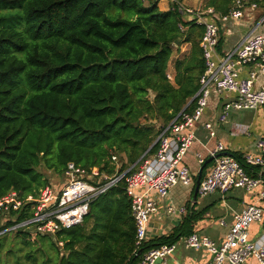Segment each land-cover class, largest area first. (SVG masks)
Segmentation results:
<instances>
[{
    "label": "trees",
    "instance_id": "obj_1",
    "mask_svg": "<svg viewBox=\"0 0 264 264\" xmlns=\"http://www.w3.org/2000/svg\"><path fill=\"white\" fill-rule=\"evenodd\" d=\"M231 4L206 6L227 13ZM203 33L175 3L163 10L159 0H0V197H37L53 186L46 171L65 177L69 162L112 174L114 154L122 171L155 154L163 129L196 104ZM229 153L259 176V166ZM30 205L0 211V264H139L126 183L96 197L80 224L6 230L31 217ZM195 205L144 251L194 232L202 213Z\"/></svg>",
    "mask_w": 264,
    "mask_h": 264
},
{
    "label": "built area",
    "instance_id": "obj_2",
    "mask_svg": "<svg viewBox=\"0 0 264 264\" xmlns=\"http://www.w3.org/2000/svg\"><path fill=\"white\" fill-rule=\"evenodd\" d=\"M160 1V0H159ZM189 20L204 26L200 41L205 60V71L200 78V88L194 100L193 109H183L161 132L158 137L159 148L155 154L143 162L132 164L120 170L122 161L117 154L112 156L116 165L110 174L98 166L90 169L82 168L69 162L65 177L66 183L56 190L47 186L40 190L37 197L29 194L20 198L16 191H10L0 197V211L7 213L11 208L22 209L31 204L28 212L31 217L12 225L6 230L36 225V231L55 233L63 226L71 227L83 222L89 211L90 203L110 188L126 183V192L131 198V211L135 220V255H141L139 264H169L168 256L179 243L185 247L204 249L211 254L208 264H249L256 258L257 264H264V242L250 238V227L254 222L264 218V176H252L247 173L241 162L226 152L224 142L219 141L214 148L208 150V157L213 156L210 170L202 178L198 195L207 196L216 191L226 194L233 188L246 191L258 190L260 203L247 206L236 213L226 238L217 243L210 235L194 231L183 236L178 242L164 243L151 247L142 253L139 249L148 238L151 218L159 211L161 201L169 196L170 189L182 182L189 185L194 181V174L184 162V158L196 136L194 132L183 134L203 116L208 107L209 96L216 93L221 97L234 94L236 99L223 105L219 116L220 123L228 122L229 110L261 108L264 112V12L257 18L250 32L233 48L223 53L219 51L221 22L230 19L240 21L247 14L252 16L259 8L257 0H232L227 13H221L212 6L193 7L184 0H168ZM184 29V25H180ZM262 28V29H261ZM258 32V33H255ZM249 67L246 75L241 68ZM210 137L216 135L214 124L205 122ZM247 131L245 127L243 131ZM201 164L205 161L198 153ZM249 165L264 166V134L256 142V151H247L243 155ZM154 193V196L151 195ZM174 216L187 214L188 208L177 207L173 203L165 209ZM225 224V220H221ZM178 243V244H177Z\"/></svg>",
    "mask_w": 264,
    "mask_h": 264
},
{
    "label": "crops",
    "instance_id": "obj_3",
    "mask_svg": "<svg viewBox=\"0 0 264 264\" xmlns=\"http://www.w3.org/2000/svg\"><path fill=\"white\" fill-rule=\"evenodd\" d=\"M163 6L159 7L163 10H166L170 6V1L165 0ZM264 12V4L260 5L259 8L252 12V16H248L247 22L248 24L256 22L257 18H259ZM239 22V21H238ZM252 27V26H251ZM262 29V28H261ZM220 33L222 31L220 30ZM246 36L243 35L241 38L236 39H228L226 40L229 45H223L222 39L223 36H220V45L219 51L224 52L228 51L234 47L235 43H239ZM249 67H242L241 72L242 75H246ZM235 96L234 94L229 95V97ZM221 99H226L225 97H221ZM218 102L216 99L213 100ZM213 106L215 110L212 112L208 103V107L204 111L202 118L195 123L191 128H186L183 131L184 135H187L191 132H194L196 138L193 141L190 148L184 158V162L191 167H198L202 165L198 158V153L204 156L203 150L208 152L211 149L210 144L215 141L224 142L226 146V152H238L242 155L247 151H256V142L258 138H260L264 134V112L261 108L257 109H247L241 111H233L230 115V122L220 123L219 115L216 110H219L221 104L217 107ZM207 113L205 119L203 117ZM211 121L214 124V128L216 131V135L214 137H210L208 130L204 126V122ZM227 124V125H226ZM247 128V131H243L244 128ZM196 142V143H195ZM216 143V144H217ZM203 149V150H202ZM200 164V165H199ZM211 166L206 170V173L210 170ZM261 167L259 166V171ZM195 171H193L194 173ZM198 173V172H197ZM197 173H194L196 175ZM154 196V193H151ZM210 196L211 204H208L205 208H200L197 206V202L193 200V194L191 193L188 196V200L183 203L187 206L188 202L191 201V204L195 202V210L197 212H202L201 216L194 224V231L200 232L202 234L210 235L217 243H222L226 238V234L229 231L230 225L235 220L236 213L241 212L247 206L254 203H260L258 199V190L255 191H246L243 188H233L229 190L226 194H223L221 191H216L207 196L199 197L204 200L206 197ZM205 197V198H204ZM170 198L172 201H175L170 194ZM214 205V209H211V206ZM189 209V207L187 206ZM165 207V199L161 201L159 211L154 214L151 218L149 229H148V239H152L155 237H160L164 234H171L174 231V227L177 226L183 218L187 214H183L181 216H172L169 217L166 212ZM188 213V212H187ZM221 220H225V224L221 223ZM250 238L252 240H261L264 242V218L261 221L254 222L250 227ZM178 244V243H177ZM211 259V254L204 249H194L185 247L184 244L179 243L175 249V251L170 255L168 261L169 264H208ZM160 264V263H157ZM249 264H257L256 258H251L249 260Z\"/></svg>",
    "mask_w": 264,
    "mask_h": 264
},
{
    "label": "rangeland",
    "instance_id": "obj_4",
    "mask_svg": "<svg viewBox=\"0 0 264 264\" xmlns=\"http://www.w3.org/2000/svg\"><path fill=\"white\" fill-rule=\"evenodd\" d=\"M184 1L186 3H188V4H190L191 6L197 7V8H202V7L206 6V4L208 2V0H184ZM165 2H166L165 0H160V5L163 6ZM251 15H253V13ZM184 17L187 18L186 16H184ZM247 18H248V15L246 14L245 17L242 18V19H240L239 22L236 21V20H233V19H230L228 21L226 20V21H222L221 22V31H222L221 34L223 36V39H222V44L223 45H225V46L226 45H229V43L226 40H228L230 38L231 39L241 38L243 35L246 36L250 32V30L254 26V23L252 22L251 24L250 23L248 24ZM255 33H258V32H255ZM236 44L237 43H235L234 46ZM188 47H189L188 44H183V46H182L183 49H186ZM169 72H170L171 78H172V76L174 74V67H173V62L172 61H171L170 67H169ZM214 99H216L218 101V102H216V105H215V101L213 103V100ZM235 99H236L235 96L228 97L226 99H221L219 95H217L216 93H212L209 96V106L211 108L210 110L212 112H214L215 110L213 109V106L215 105L217 107L219 104H221L219 110H216V112L218 113L217 115L220 116V114L222 112V109H223V105L226 104V103H228V102H231V101H233ZM248 109H253V108H248ZM235 110L241 111V110H247V109H236L234 107H231V109L229 110L228 122H230V115ZM206 116H207V113L205 114V116L203 117V119H205ZM205 122H204V125H205ZM216 143L217 142L213 141L210 144L209 147L210 148H214L216 146ZM191 148H193V147H191ZM191 148H190L189 151H191ZM203 152H204L203 153L204 154V157L207 158L208 157L207 150H206V152L203 150ZM212 164H213V162H211V165ZM188 166H189V168H190V170H191L192 173H193V171H195L194 173H197L201 165L199 166V168L198 167H191L189 164H188ZM46 174L49 176L50 181L52 182V184H53V186H54V188L56 190H58L61 187H63L64 184L67 181V178L66 177L59 176L58 174H55L52 171H46ZM193 187H194V181L191 184H189V185L183 184L182 182H179L178 184L174 185L170 189L169 196L165 198V207L167 208L170 203H173L177 207L183 206L184 205L183 203H185L188 200V196L192 193ZM170 194H171V196L173 197V199L175 201H172L171 200ZM199 199H202V198L199 197ZM199 199H198L197 206L200 207V208H205L206 206H208V204H211V202H210V196L209 197H206L204 200H201V201ZM211 209H214V205L211 206ZM167 215L169 217H172L173 216L171 213H167ZM29 228H30L29 230L32 231V232H35L36 231V225L35 224H32ZM3 257L5 258V256H3ZM169 257L170 256H168V259H169ZM157 263H160V261H158Z\"/></svg>",
    "mask_w": 264,
    "mask_h": 264
},
{
    "label": "water",
    "instance_id": "obj_5",
    "mask_svg": "<svg viewBox=\"0 0 264 264\" xmlns=\"http://www.w3.org/2000/svg\"><path fill=\"white\" fill-rule=\"evenodd\" d=\"M158 141V138L156 140V142ZM155 142V143H156ZM221 154H228V152H223ZM145 156V154L141 157V159ZM214 157L213 156H210L208 157L204 162L203 164L200 166L199 170H198V173H197V179H196V182L194 183L195 184V190H194V194H193V200L195 202L198 201V191H199V186H200V183H201V180L203 178V172H204V169L205 167L211 163L213 161ZM259 176L263 177L264 176V166H261V170H260V174ZM144 251L143 248H140L139 249V253H142Z\"/></svg>",
    "mask_w": 264,
    "mask_h": 264
}]
</instances>
